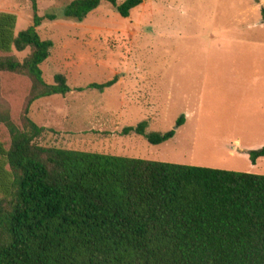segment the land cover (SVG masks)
Returning a JSON list of instances; mask_svg holds the SVG:
<instances>
[{"label":"trees","instance_id":"obj_1","mask_svg":"<svg viewBox=\"0 0 264 264\" xmlns=\"http://www.w3.org/2000/svg\"><path fill=\"white\" fill-rule=\"evenodd\" d=\"M30 1L33 24L19 32L18 16L0 12V76L30 85L20 120L0 97V264H264V174L38 143L47 128L31 118L32 104L72 89L63 73L45 80L53 41L37 27L81 22L104 2L129 17L144 0H70L45 16ZM147 126L123 132L155 145L176 134ZM249 156L255 164L264 146Z\"/></svg>","mask_w":264,"mask_h":264},{"label":"rangeland","instance_id":"obj_2","mask_svg":"<svg viewBox=\"0 0 264 264\" xmlns=\"http://www.w3.org/2000/svg\"><path fill=\"white\" fill-rule=\"evenodd\" d=\"M69 1L37 0L39 15ZM2 11L18 16L17 32L33 24L30 0H0ZM37 30L53 41L45 80L63 73L72 89L32 104L31 118L47 128L39 144L264 174V159L255 167L242 149L230 154L234 138L259 142L262 129L228 120L230 75L264 66V0H144L129 17L104 2L81 22L45 19ZM29 88L23 77L0 76L1 102L17 120ZM142 121L147 132L176 134L156 145L124 134Z\"/></svg>","mask_w":264,"mask_h":264},{"label":"crops","instance_id":"obj_3","mask_svg":"<svg viewBox=\"0 0 264 264\" xmlns=\"http://www.w3.org/2000/svg\"><path fill=\"white\" fill-rule=\"evenodd\" d=\"M264 66L255 73H239L230 75L228 80L235 81L228 85V120L234 126L242 129L251 127L261 128L263 138L259 142L245 141L242 137L231 141V155L236 156V151L242 149L243 154L249 157L250 150L260 149L264 146ZM264 157L257 160V166Z\"/></svg>","mask_w":264,"mask_h":264}]
</instances>
